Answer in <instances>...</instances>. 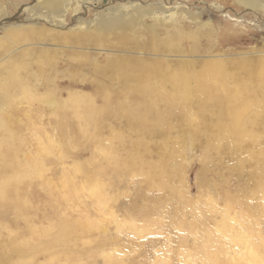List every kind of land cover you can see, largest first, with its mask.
<instances>
[{
	"label": "rangeland",
	"instance_id": "rangeland-1",
	"mask_svg": "<svg viewBox=\"0 0 264 264\" xmlns=\"http://www.w3.org/2000/svg\"><path fill=\"white\" fill-rule=\"evenodd\" d=\"M162 1V15L129 36L77 30L79 19ZM65 3V25L55 26L32 18L46 11L42 0H0V85L9 87H0V141L13 156L0 153V170L20 174L0 206V264L23 254L31 264H264V11L236 0ZM208 62L225 64L232 85L256 72L259 93L226 98L256 101L241 127L222 125L230 117L202 110L193 94L137 97L118 72L121 63L133 74L161 63L169 74ZM234 131L243 138L232 141Z\"/></svg>",
	"mask_w": 264,
	"mask_h": 264
},
{
	"label": "bare ground",
	"instance_id": "bare-ground-1",
	"mask_svg": "<svg viewBox=\"0 0 264 264\" xmlns=\"http://www.w3.org/2000/svg\"><path fill=\"white\" fill-rule=\"evenodd\" d=\"M46 3V11L44 12L43 8H37L35 9V12L33 17H41V16H47V18L50 20V23H52L55 26H63L65 25V17L66 14L68 12V8L69 5L65 3V0H42ZM83 1V0H82ZM94 1V0H93ZM239 4L246 6V8H251V9H255V10H263L264 11V0H236ZM161 5H156L157 7L153 8L150 7L148 8L143 7L144 5H139V4H134V2L132 4H130V6L128 5L125 8H114L108 11L103 12V14H99L97 19L91 21V22H84L82 19L78 21V31L81 30H85L87 28L92 29L94 27V29H96V31L101 32L103 34H114V35H131L132 33H135L136 31H138V27L142 26L143 24L145 25L146 19L149 17H157L155 16L156 14L160 13L162 15V10L164 11V6H162V4L164 5L163 1L160 2ZM82 4V3H81ZM131 8V11H130ZM75 10V9H73ZM176 14V13H175ZM179 14V13H178ZM177 15V14H176ZM148 20V19H147ZM157 20H159L157 18ZM156 22H162V21H157ZM152 21H154L152 19ZM93 24V26H92ZM160 25V24H159ZM162 27H165V24L162 23ZM161 27V26H160ZM143 28V27H142ZM20 29V28H18ZM164 29V28H163ZM147 31L150 34L154 35L155 33V28L151 25L147 26ZM19 32L18 30L16 31V33ZM162 32V31H161ZM184 32V31H183ZM23 34H21V38L22 37H28L25 35V32H21ZM146 33V32H145ZM166 33V32H165ZM13 35V34H11ZM37 35V34H36ZM146 35V34H145ZM33 36V35H32ZM31 36V38H32ZM81 36V35H80ZM147 37V36H146ZM155 37V36H154ZM157 37V36H156ZM172 37V36H171ZM191 37V36H190ZM40 38V37H39ZM164 38V37H163ZM175 38V37H174ZM171 38V39H174ZM24 39V38H23ZM28 39V38H27ZM156 39V38H155ZM170 39V38H169ZM150 40V39H149ZM162 41V40H161ZM173 42V41H172ZM185 42V41H183ZM183 44V43H182ZM176 46V44H175ZM86 47V46H85ZM154 47V46H153ZM157 47V46H155ZM160 47V46H159ZM158 47V49H159ZM167 47V46H166ZM174 48V47H172ZM179 48V47H178ZM151 49V48H150ZM158 49H155L158 51ZM154 50V49H153ZM161 50V49H159ZM166 50V49H165ZM170 50V49H169ZM178 50V49H177ZM171 51V50H170ZM176 51V50H175ZM185 51V50H183ZM160 52V51H158ZM161 53V52H160ZM174 53V52H173ZM178 53V52H177ZM81 55V54H80ZM90 56V55H89ZM170 56V55H169ZM86 59V58H85ZM126 59V58H125ZM252 59V58H251ZM131 60V59H130ZM135 61V59H132ZM131 60V61H132ZM218 60V59H217ZM257 60V59H256ZM137 61V60H136ZM143 61V60H142ZM156 62L158 60H155ZM154 61V63H155ZM246 61V60H245ZM76 62V61H75ZM125 62V61H124ZM127 62V61H126ZM129 62V61H128ZM141 62V61H140ZM139 62V63H140ZM120 63V62H119ZM150 64V66H138V69H136V74H133V69H130L131 67H129V64L126 66H123L121 63L120 66H118V72L120 74V76L124 79L125 81V85L127 86L126 89L129 92L135 93L137 94V97H139L138 95H142V96H153V95H158V94H164L166 96V94H174V95H182L184 98L191 96L193 94V96H195L198 100V104H199V108L201 107L202 110H206L207 106H210L209 108L213 107L217 113L220 112L221 117H230V119L228 120V122H226V120H224L225 122L222 125H227L228 127H241V125L243 124V121H239L242 116L241 114L243 113L244 107L245 106H253L254 103H256V101H253V99L251 101L248 100V102H244L243 104H239L237 106V104H233V107L230 105H226V103L228 104V101L226 98L227 96H230V94L232 95V97H239L240 95L245 93L248 94V92H251V90L253 89H257V80L258 77L256 76V72H253L255 75H252V79L251 81H241L240 83L237 82V84H230V81L235 80L236 77L232 76V73H229V71H227L225 64L220 63V62H208L203 64L202 66H200V70L199 71H192L188 68H184L185 66H178L179 68L174 69L175 72L174 73H169V74H165L163 71L165 69L162 68H166L165 64H161V63H156V64ZM133 64V63H132ZM250 64V63H249ZM259 64H261L260 66H264V61H261ZM258 64V65H259ZM2 65V64H1ZM75 65V64H74ZM178 65V64H177ZM236 65V64H235ZM247 65V63H246ZM113 66V64H112ZM137 66V65H136ZM154 66H157L158 68H154ZM36 67V66H35ZM39 67V66H38ZM76 67V66H75ZM240 67V66H239ZM244 67V66H243ZM249 68V67H248ZM152 69V70H151ZM247 69V68H246ZM252 71H256L258 70L257 67H253L250 68ZM111 70V69H110ZM168 70V69H167ZM195 70V69H194ZM198 70V69H197ZM87 71V70H86ZM101 71V70H100ZM259 71V70H258ZM241 72V71H240ZM239 72V73H240ZM258 73V72H257ZM249 74V72H248ZM101 75V74H100ZM108 75V74H107ZM115 75V74H114ZM247 75V74H246ZM240 76V75H239ZM99 77V76H98ZM101 77V76H100ZM108 77V76H107ZM114 77V76H113ZM257 77V79H256ZM244 78V77H242ZM103 79V78H102ZM155 79L157 81V84L155 85L153 82H155ZM95 80V79H94ZM101 80V79H100ZM237 80V79H236ZM239 81V80H238ZM118 82V81H117ZM5 83V82H4ZM0 85L4 86L6 88H9L7 86V84ZM10 83V82H9ZM106 83V82H105ZM111 83V82H110ZM154 85H153V84ZM156 83V82H155ZM236 83V82H235ZM1 84V83H0ZM114 84V83H112ZM117 84V83H116ZM96 85V84H95ZM123 85V84H122ZM121 85V86H122ZM169 85V87H168ZM107 86V85H106ZM263 86V85H262ZM108 87V86H107ZM119 87V86H118ZM123 87V86H122ZM14 88V87H13ZM26 88V87H25ZM105 88V87H104ZM120 88V87H119ZM247 88V89H246ZM261 88V87H260ZM260 88H258L260 90ZM94 89V88H93ZM97 89V87H96ZM243 89V90H242ZM246 89V91H244ZM258 89L256 91H258ZM98 90V89H97ZM111 90V89H110ZM171 92H169V91ZM263 90V89H262ZM107 91V89H106ZM118 91V90H116ZM122 90H120L121 92ZM127 91V92H128ZM255 91V90H254ZM111 92V91H110ZM243 92V93H242ZM247 92V93H246ZM27 93V90H26ZM105 93V92H104ZM123 93V92H122ZM259 93V91H258ZM257 93V94H258ZM109 94V91L108 93ZM128 94V93H127ZM162 94V95H163ZM134 96V94H132ZM250 95V94H249ZM254 94H251V96H253ZM105 96V95H104ZM160 96V95H158ZM164 96V98H165ZM170 96V95H169ZM255 96V95H254ZM34 97V96H33ZM109 97V96H108ZM105 98V97H104ZM142 98V97H141ZM152 98V97H151ZM160 97H158L157 99H159ZM167 98V97H166ZM174 98V97H173ZM187 98V99H188ZM213 100H212V99ZM231 98V97H230ZM35 99V97H34ZM161 99V98H160ZM163 99V97H162ZM175 99V98H174ZM172 99V100H174ZM229 99V98H228ZM248 99V98H247ZM106 100V98H105ZM127 100V99H126ZM151 100V99H150ZM149 100V101H150ZM182 100V99H181ZM231 100V99H230ZM148 101V100H146ZM153 104H154V100ZM208 101H212L210 105L207 104ZM118 102V101H117ZM142 101H140L141 103ZM164 102V101H163ZM181 102V101H180ZM235 102V101H234ZM238 102V101H236ZM258 102V101H257ZM169 107H172L173 109H175L174 107L176 106V103H168L165 102ZM259 103V102H258ZM152 104V103H151ZM157 104V103H155ZM154 104V105H155ZM181 104V103H180ZM196 104V103H195ZM104 105V104H103ZM123 105V104H122ZM153 105V107H154ZM183 105V104H182ZM135 106V108H137V105H133ZM140 106V105H139ZM142 106L144 107V105L142 104ZM103 107V106H102ZM167 107V106H166ZM149 108V107H148ZM185 108V107H182ZM181 108V109H182ZM187 108V107H186ZM165 109V108H164ZM168 109V108H167ZM177 109V108H176ZM198 109V108H197ZM146 112L147 108L145 109ZM152 110V108H151ZM150 110V111H151ZM161 110V109H160ZM166 110V109H165ZM189 110V109H187ZM186 110V111H187ZM200 110V109H199ZM198 110V111H199ZM156 111V110H155ZM2 112V107L0 105V113ZM145 112V111H144ZM162 112V111H161ZM202 112V111H201ZM204 112V111H203ZM215 112V111H214ZM183 113V112H182ZM188 113V112H187ZM190 113V112H189ZM200 113V111H199ZM5 114V113H4ZM145 114V113H144ZM161 114V113H160ZM153 115V114H152ZM157 115V114H156ZM160 116V115H159ZM162 116V115H161ZM164 116V114H163ZM199 116V114H198ZM204 116V115H201ZM157 117V116H156ZM166 117V114H165ZM163 117V119L165 118ZM3 119L5 117H2ZM162 118V117H160ZM188 118V117H187ZM200 118V117H199ZM212 118V116H211ZM214 118V117H213ZM155 119V118H154ZM168 119V116H167ZM191 119V118H189ZM196 119V118H195ZM224 119V118H223ZM147 120V119H146ZM159 120V119H158ZM188 120V119H187ZM203 120V119H202ZM201 120V121H202ZM162 121V120H160ZM166 121V120H165ZM170 121V120H169ZM192 121V119H191ZM194 121V120H193ZM192 121V123H193ZM222 121V120H220ZM168 122V121H167ZM181 123V122H180ZM183 123V122H182ZM181 123V124H182ZM3 122L1 120L0 117V134L3 129L4 125H2ZM6 124V123H5ZM134 124V123H132ZM142 124V123H141ZM189 124V123H188ZM187 124V125H188ZM216 124V123H215ZM256 124V123H255ZM143 125V124H142ZM165 125V124H164ZM194 125V124H192ZM222 125H217L218 128H221ZM137 126V125H136ZM185 126V125H183ZM252 126V125H251ZM148 127V126H146ZM189 127V126H188ZM134 128H136L134 126ZM166 129V127H165ZM193 129V128H192ZM37 131V130H36ZM148 131V130H147ZM211 131V130H210ZM242 131V130H241ZM9 132V131H7ZM142 132V131H141ZM208 132V131H207ZM239 134V131H236ZM235 133V131H234ZM243 134V131L240 132ZM225 138L224 140H229L226 136L227 133H223ZM229 137L231 138V140H238L239 138H243L240 135L235 134H228ZM2 136V134H1ZM38 136V135H36ZM219 137V136H218ZM33 138V137H32ZM19 140V139H18ZM229 140V141H231ZM6 144V143H5ZM17 146V145H16ZM20 147V146H19ZM17 147V148H19ZM44 147V146H43ZM47 148V147H46ZM4 149V144L3 142L0 141V153L2 156H4L5 154L8 155V157H10V151L9 150H3ZM8 149V148H7ZM10 149V148H9ZM16 149V148H15ZM46 150V149H45ZM47 150H49L47 148ZM5 151V153H4ZM18 151V150H17ZM13 152V151H12ZM11 152V153H12ZM44 152V151H43ZM46 152V151H45ZM49 152V151H48ZM12 156V155H11ZM29 156V155H28ZM13 157V156H12ZM14 159V158H13ZM36 161V160H35ZM41 163V161H39ZM44 162V161H43ZM35 162H33L34 165ZM1 164V161H0ZM43 165L45 164H40V167L38 166L39 170H41L43 168ZM22 166V165H21ZM31 166H29L30 168ZM79 167V166H78ZM11 167V169L7 168L6 169H1L0 170V206L5 205V201L7 198L6 195V191L7 189L10 187L11 182L18 178V176L20 175H16L15 173L18 171L19 172V168L17 167ZM32 169V168H31ZM34 169V168H33ZM22 170V169H21ZM20 170V171H21ZM30 170V169H29ZM36 170V169H35ZM33 171V170H32ZM36 172V171H34ZM38 173V171H37ZM40 173V172H39ZM74 190V188H73ZM92 192L98 197L101 198L102 197V192L101 189L98 186H94L92 187ZM75 228V227H74ZM62 230V229H61ZM65 230V228H64ZM63 230V231H64ZM69 230V228H68ZM75 230V229H74ZM62 231V232H63ZM65 233V231H64ZM62 234V233H61ZM67 234H70L67 230L66 233L64 234V236L66 237ZM69 236V235H68ZM63 237V236H62ZM69 238V237H68ZM12 239V238H11ZM60 239V238H59ZM62 239V238H61ZM60 239V240H61ZM9 241V240H8ZM54 242V241H53ZM18 243V242H17ZM18 245V244H17ZM8 246V245H7ZM22 246V245H21ZM14 247V246H12ZM24 247V246H22ZM1 248V247H0ZM15 248V247H14ZM2 249V248H1ZM15 250V249H14ZM5 251V250H4ZM6 252V251H5ZM3 253V252H2ZM27 254V253H26ZM34 255V254H33ZM4 256V255H3ZM21 256V255H20ZM24 258L21 260V262L19 264H31L32 263V258H27L26 256L28 255H24ZM21 256V257H23ZM32 257V256H31ZM5 258V257H4ZM9 258V257H8ZM18 258V257H17ZM1 259V258H0ZM21 259V258H20ZM18 260V259H17ZM7 261H9L7 259ZM19 262V261H18ZM15 263V262H14ZM3 264V263H2ZM42 264V263H41Z\"/></svg>",
	"mask_w": 264,
	"mask_h": 264
}]
</instances>
